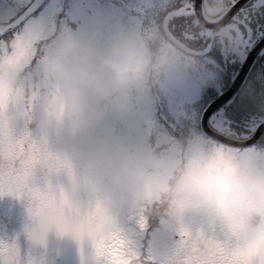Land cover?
<instances>
[{
    "label": "clouds",
    "instance_id": "clouds-1",
    "mask_svg": "<svg viewBox=\"0 0 264 264\" xmlns=\"http://www.w3.org/2000/svg\"><path fill=\"white\" fill-rule=\"evenodd\" d=\"M40 28V45L21 30L0 46V135L27 136L52 157L32 170L22 194L11 195L26 204L24 234L33 245L79 235L92 248L84 264H206L223 252L232 261L264 264V150L242 153L194 140L137 159L116 144L77 168L51 148L54 135H90L109 115L147 116L203 67L200 54L162 23L128 28L109 53L70 29L48 35V25ZM236 44L233 37L229 47ZM38 58L43 78L36 89L28 70ZM63 174L71 186L58 182ZM118 203L173 233V248L148 256L123 251ZM190 216L198 224H189ZM113 245L123 254H112Z\"/></svg>",
    "mask_w": 264,
    "mask_h": 264
},
{
    "label": "rangeland",
    "instance_id": "rangeland-1",
    "mask_svg": "<svg viewBox=\"0 0 264 264\" xmlns=\"http://www.w3.org/2000/svg\"><path fill=\"white\" fill-rule=\"evenodd\" d=\"M14 2V0H0V25L4 19L12 17L19 9ZM159 3L161 0H50L35 17L26 23L33 22L34 26H40L41 23L48 25L50 27L48 35L57 29H70L85 39L93 40L101 53H109L125 37L128 28L139 29L160 24L161 18L157 10ZM258 5L263 6L264 0H253L250 6ZM228 25L234 26V22ZM236 33L238 42L235 49L222 47L220 52L225 56L227 63L230 60L229 54H236L237 57L234 56L231 60L238 63L239 67H221L220 65L218 67L212 62V60L216 62V59L212 55L209 56L210 49L206 46L203 52L201 51L203 54H200L203 67L188 83L176 84L166 100L147 116L117 113L109 115L97 124L90 135H73L70 132L57 135L63 139L60 151L62 150L64 158L72 160L80 167L85 161L99 156L116 144L123 145L127 152L137 159H144L160 148L171 151L182 147V143L175 136H171V131L164 129V120H168L174 128L183 122L201 125L206 108L229 87L228 78L231 84L242 69L248 54L256 46L249 43V38L243 39V34L238 29ZM263 37L264 34L260 40ZM206 53H208L207 56ZM216 68L220 69L223 75ZM209 70L214 73L210 81L208 80ZM28 72L30 87L39 89L43 78V60L38 58ZM249 77L238 93V97L230 100L208 118V124L212 129L225 135L229 134L230 129L236 132L234 126L242 128L245 121L240 112V105L264 102V78H261V73L258 74V78L256 75L255 79ZM206 89L208 91L205 93ZM261 90L263 91L260 92ZM205 97L209 100L207 105H205ZM258 120L255 121L253 118L250 120L249 123L252 126L250 133L256 131L257 126L264 122V112L258 115ZM19 129L23 130V125H18L17 130ZM239 135L244 136V134ZM194 140L209 145L224 146L213 141L201 140L198 136L191 142ZM259 150L264 149L251 147L238 151L253 153Z\"/></svg>",
    "mask_w": 264,
    "mask_h": 264
},
{
    "label": "snow or ice",
    "instance_id": "snow-or-ice-1",
    "mask_svg": "<svg viewBox=\"0 0 264 264\" xmlns=\"http://www.w3.org/2000/svg\"><path fill=\"white\" fill-rule=\"evenodd\" d=\"M161 22L174 36L187 42L192 48L201 44L209 49L216 47H229L233 37L238 42V34L226 21L228 5L218 6L213 0H203V6L198 11L197 0H161L157 5ZM20 19H13L11 31L0 29V46L6 45L10 39L20 35L21 30L30 32V37L35 44L44 42V35L40 26H34L33 22L23 23L27 14H19ZM182 20H188L189 24L182 32H178L174 26ZM19 137V138H17ZM51 155L46 149L35 144L27 138L15 136L11 133L0 135V194L20 195L25 191L26 178L32 170L45 160H51ZM43 202V199H42ZM134 227L123 224L126 233V245L123 251L139 252L141 245L138 243L140 233L147 230V224L143 218L131 217ZM75 239L83 242L77 235ZM28 241H30L27 238ZM32 244L33 242L30 241ZM119 245H113L112 254L122 255L117 252ZM0 264H45L44 259L37 258L30 249L25 253L20 236L13 239H0ZM206 264H250L249 261H232L229 253L223 252L218 259L206 261Z\"/></svg>",
    "mask_w": 264,
    "mask_h": 264
},
{
    "label": "flooded vegetation",
    "instance_id": "flooded-vegetation-1",
    "mask_svg": "<svg viewBox=\"0 0 264 264\" xmlns=\"http://www.w3.org/2000/svg\"><path fill=\"white\" fill-rule=\"evenodd\" d=\"M16 5L19 8L17 12H15L12 17L8 19H4L2 21L3 25L9 23L13 18L18 17V13L21 14L24 12L30 4L34 0H25L22 2H17L14 0ZM50 0H46L40 9H42L46 3ZM36 11L27 18L26 22L33 17L40 11ZM25 22V23H26ZM252 72V71H251ZM261 78H264L263 73L261 72ZM242 88V87H241ZM241 90V89H240ZM240 90L233 96V100L238 97V93ZM231 99V100H232ZM22 131V129L17 130ZM229 134L226 136L233 138V139H246L252 136L253 133L242 137L237 132L228 131ZM225 135V134H224ZM63 139L60 136L52 137L51 138V148L52 150L57 153L59 156L64 158L62 155V150L60 151V147L62 146ZM262 142V143H261ZM260 144L264 145V141H260ZM258 144V143H257ZM69 160V159H68ZM72 161V160H70ZM77 168L79 166L72 162ZM58 182L65 184L66 186H71V179L67 176V174H63L58 177ZM86 196V194H84ZM116 211L121 219V222L128 227H134L133 221L131 220L132 213L130 208L123 204L118 203ZM187 222L195 226L198 224V220L195 217H188ZM29 223V217L26 209L25 202L17 200L15 197L11 195H4L0 194V239H13L17 236H20L22 246L24 248L25 253H27L30 249L34 252L37 258H42L45 261V264H84V260L90 257L92 248H77L73 247L68 250L60 251L58 249H50L45 247H35L32 245L30 241L27 240L26 235L24 234L25 226ZM77 240H68L67 243L77 246ZM138 243L141 245L140 251L145 255H153L161 252L170 251L175 243L174 235L167 229L161 227L154 221H150L147 225V230L145 232L140 233ZM63 253V255L61 254Z\"/></svg>",
    "mask_w": 264,
    "mask_h": 264
},
{
    "label": "trees",
    "instance_id": "trees-1",
    "mask_svg": "<svg viewBox=\"0 0 264 264\" xmlns=\"http://www.w3.org/2000/svg\"><path fill=\"white\" fill-rule=\"evenodd\" d=\"M237 0H227L228 8L232 6ZM176 2V1H175ZM250 1L246 7L242 8L239 13L234 17V19L231 21L234 22V26H231L235 32L236 29L240 33L243 34V39L249 38V43L253 46L260 40L261 36L264 34V5H258L256 7L250 6ZM189 24L188 20H182L179 25L174 26L175 29L178 32H182L186 29V26ZM249 46V45H246ZM206 48L205 45L201 44L197 47H193L195 51H197L199 54H203V49ZM222 47H216L214 49H210L209 54L212 55L214 59H216V62L213 61L214 64H216L218 67H239L237 65L238 63H235L231 60V58H234V56L237 57L236 54H229L230 60H228V63L225 61V56L220 52V49ZM202 51V52H201ZM208 53H206L207 56ZM228 58V59H229ZM219 63V64H218ZM240 63V62H239ZM220 65V66H219ZM253 70L250 73L249 78H254L255 75L258 78L259 73H263L264 75V49L259 54L257 59L255 60L253 64ZM218 72L222 75L223 72L221 70H218ZM253 75V76H252ZM230 83V79L228 78V84ZM227 87V86H226ZM208 91V89L205 90V93ZM261 90L260 92H262ZM216 93V92H215ZM206 98V97H205ZM206 103H208V99L206 98ZM204 101V102H205ZM264 102L263 103H245L240 105V112L242 116H244V126L242 128L235 127V130L238 134H244L246 135L250 134L251 131V124L249 123L250 120L253 118L255 121L258 120V115L262 114L264 112ZM259 121V120H258ZM165 123V130L171 131V136H175L183 146L188 145L191 140H193L195 137H200L201 140H209V138L203 133L201 125L199 123H192V122H186L179 125L177 128H174L168 120H164ZM254 124V123H253ZM261 141H264V135Z\"/></svg>",
    "mask_w": 264,
    "mask_h": 264
},
{
    "label": "water",
    "instance_id": "water-1",
    "mask_svg": "<svg viewBox=\"0 0 264 264\" xmlns=\"http://www.w3.org/2000/svg\"><path fill=\"white\" fill-rule=\"evenodd\" d=\"M18 2H22L25 0H17ZM45 0H34L32 2V4L22 13H26L27 16L26 18H28L31 14H33L35 11L38 10V8L43 4ZM250 0H238L231 8L230 10L227 12V17H226V21L227 23H229L233 17L249 2ZM197 4H198V11L199 9L202 7L203 5V0H197ZM16 19H20V16H18ZM25 21V20H24ZM22 21V23L24 22ZM21 23V24H22ZM0 29H9L10 31L11 29V23H8L7 25L1 27ZM264 48V37L259 41V43L253 48V50L249 53L244 65L242 66V69L240 70L237 78L235 79V81L233 82V84L230 86V88L228 90H226L222 95H220L218 98H216L205 110L203 118H202V122H201V127L203 132L205 133V135H207L210 138H213L217 141H219L222 144L228 145L230 147H235V148H247L250 147L252 145H254L259 138L262 136V134L264 133V122L261 123L258 128L256 129L255 133L253 134L252 137H250L249 139L246 140H234L231 138H228L216 131H214L213 129L210 128L209 124H208V118L216 111L218 110L220 107H222L224 104H226L229 99L232 98V96L239 90V88L241 87V85L243 84L250 68L252 67L254 61L256 60L257 56L260 54V52L263 50ZM68 240H77L74 237L68 236V237H63V238H59L56 236H52L49 238L48 243H47V247L45 248H50L52 249H58L60 251L63 250H68L71 249L73 247H77V248H90L91 245L89 242L84 241V242H78L77 246H74L72 244L67 243ZM79 241V240H77ZM33 245V244H32ZM35 247H41V246H36L33 245ZM63 255V253H61Z\"/></svg>",
    "mask_w": 264,
    "mask_h": 264
}]
</instances>
